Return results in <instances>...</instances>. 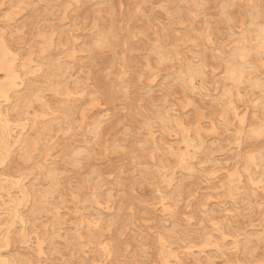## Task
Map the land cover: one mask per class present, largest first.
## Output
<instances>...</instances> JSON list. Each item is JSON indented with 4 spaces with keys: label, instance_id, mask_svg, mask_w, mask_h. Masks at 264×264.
I'll list each match as a JSON object with an SVG mask.
<instances>
[{
    "label": "rangeland",
    "instance_id": "obj_1",
    "mask_svg": "<svg viewBox=\"0 0 264 264\" xmlns=\"http://www.w3.org/2000/svg\"><path fill=\"white\" fill-rule=\"evenodd\" d=\"M263 48L264 0H0V264H264Z\"/></svg>",
    "mask_w": 264,
    "mask_h": 264
},
{
    "label": "bare ground",
    "instance_id": "obj_2",
    "mask_svg": "<svg viewBox=\"0 0 264 264\" xmlns=\"http://www.w3.org/2000/svg\"><path fill=\"white\" fill-rule=\"evenodd\" d=\"M66 1H67V0H66ZM87 1H88V0H87ZM171 1H172V0H171ZM196 1H197V0H196ZM77 2H78V1H77ZM100 2H102V1H100ZM110 2H111V0H110ZM112 3H113V2H112ZM14 4H15V3H14ZM83 4H84V2H83ZM83 4H82V5H83ZM72 5H73V3H72ZM203 6H204V5H203ZM242 7H243V6H242ZM250 7H251V6H250ZM110 8H112V7H110ZM59 9H60V8H59ZM170 9H171V7H170ZM113 10H114V8H113ZM195 10H196V9H195ZM252 10H254V9H252ZM57 11H59V10H57ZM251 12H252V11H251ZM257 12H258V11H257ZM67 13H68V12H67ZM222 13H223V12H222ZM56 14H57V13H56ZM249 14H250V13H249ZM65 15H66V14H65ZM67 15H68V14H67ZM96 15H97V14H96ZM114 15H115V14H114ZM114 15H113V17H114ZM171 15H172V14H171ZM56 16H58V15H56ZM68 16H69V15H68ZM260 16H261V15H260ZM71 17H72V16H71ZM71 17H68V19L71 18ZM73 17H74V16H73ZM170 17H171V16H170ZM172 17H173V16H172ZM179 17H180V16H179ZM258 17H259V16H258ZM261 17H262V16H261ZM261 17H260V18H261ZM65 18H66V17H65ZM260 18H259V19H260ZM111 19H113V18H111ZM259 19H255V21H256V20H259ZM72 20H73V19H72ZM72 20H71V21H72ZM173 20H174V19H173ZM109 21H110V20H109ZM93 23H94V22H93ZM246 23H247V22H246ZM246 23H245V24H246ZM258 23H259V21H258ZM108 24H109V23H108ZM110 24H111V23H110ZM257 25H258V24H257ZM257 25H256V26H257ZM92 26H93V25H92ZM107 26H108V25H107ZM58 27H59V26H58ZM98 27H100V26H98ZM245 27H246V26H245ZM107 28H108V27H107ZM101 29H102V28L100 27V30H101ZM254 29H255V28H254ZM59 30H60V29H59ZM67 30H68V29H67ZM112 30H113V29H112ZM104 31H106V30H104ZM92 32H93V31H92ZM47 33H48V32H47ZM47 33H46V34H47ZM54 33H55V32H54ZM54 33H53V34H54ZM71 33H72V31H71ZM97 34H98V33H97ZM75 35H77V34H75ZM72 36H73V34H72ZM78 36H79V35H78ZM105 36H106V34H105ZM243 36H244V35H243ZM259 36H260V35H259ZM62 37H63V36H62ZM55 38H56V37H55ZM75 38H77V37H75ZM239 38H240V37H239ZM62 39H63V38H62ZM111 40H112V39H111ZM240 41H241V40H240ZM62 42H63V41H62ZM62 42H61V44H63ZM258 42H259V41H258ZM68 43H69V41H68ZM114 43H115V42H114ZM241 43H242V42H241ZM43 44H44V43H43ZM50 44H51V43H50ZM81 44H82V43H81ZM158 44H160V43H158ZM45 45H48V44H45ZM53 45H54V43H53ZM53 45H52V46H53ZM78 45H79V44H78ZM160 45H161V44H160ZM211 45H212V44H211ZM248 45H249V44H248ZM54 46H55V45H54ZM75 46H77V45H75ZM161 46H162V45H161ZM13 47H14V46H13ZM44 47H45V46H44ZM232 47H233V46H232ZM50 48H51V47H50ZM79 48L81 49L80 46H79ZM162 48H165V47H162ZM166 48H167V47H166ZM169 48H170V47H169ZM209 48H210V47H209ZM13 49H14V48H13ZM48 49H49V48H48ZM51 49H52V48H51ZM51 49H50V50H51ZM74 49H77V48H74ZM93 49H94V48H93ZM223 49H224V48H223ZM263 49H264V48H263ZM58 50H59V49H58ZM66 50H67V49H66ZM163 50H164V49H163ZM163 50H162V51H163ZM168 50H169V49H168ZM15 51H16V50H15ZM44 51H45V50H44ZM48 51H49V50H48ZM51 51H52V50H51ZM69 51H70V50H69ZM164 51H165V50H164ZM35 52H37V51H35ZM38 52H39V51H38ZM62 52H63V51H62ZM170 52H171V51H170ZM172 53H173V52H172ZM39 54H40V52H39ZM39 54H38V56H39ZM225 54H226V53H225ZM248 54H249V53H248ZM25 55H26V52H25V54L22 55V57H25ZM45 56H46V55H45ZM179 56H180V53H179ZM261 56H262V55H261ZM43 57H44V56H43ZM161 57H163V56H161ZM167 57H168V56H167ZM227 57H228V56H227ZM262 57H263V56H262ZM221 59H222V58H221ZM231 59H232V58H231ZM17 62H18V61H17ZM64 62H65V61H64ZM245 62H246V61H245ZM39 63H40V62H39ZM62 63H63V62H62ZM45 64H46V62H44V65H45ZM65 64H66V63H65ZM128 64H129V63H128ZM234 64H235V62H234ZM40 65H42V64H40ZM58 65H59V64H58ZM236 65H237V64H236ZM52 66H54V65H52ZM62 66H63V65H62ZM66 66H67V65H66ZM234 66H235V65H233V67H234ZM6 68H7V67H6ZM46 68H47V67H46ZM54 68H56V67H54ZM31 69H32V68H31ZM31 69H30V70H31ZM62 69H63V68H62ZM64 69H65V68H64ZM66 69H68V68L66 67ZM4 70H5V69H4ZM24 70H25V69H24ZM26 70H27V69H26ZM254 70H255V69H254ZM9 72H10V71H9ZM15 72H16V71H15ZM26 72H27V71H26ZM28 73H29V72H28ZM57 73H58V72H57ZM3 74H5V73H3ZM49 74H50V73H49ZM61 74H62V71H61ZM53 76H54V75H53ZM49 77H50V76H49ZM51 77H52V76H51ZM43 78H44V77H43ZM54 78H55V77H54ZM65 78H66V77H65ZM0 79H1V78H0ZM32 79H33V78H32ZM37 79H38V78H37ZM58 79H59V78H58ZM58 79H57V80H58ZM50 80H51V79H50ZM52 80H54V79H52ZM59 80H60V79H59ZM64 80H65V79H64ZM64 80H63V81H64ZM28 81H29V80H28ZM60 81H61V80H60ZM58 82H59V81H58ZM61 82H62V81H61ZM69 82H71V81H69ZM69 82H68V84H69ZM75 82H77V80H75ZM62 83H63V82H62ZM234 83H235V82H234ZM70 84H71V83H70ZM70 84H69V85H70ZM84 84H86V83H84ZM90 84H91V83H90ZM19 85H20V84H19ZM38 85H39V84H38ZM35 87H37V86H35ZM61 88H62V87H61ZM71 88H72V87H71ZM263 88H264V87H263ZM34 89H35V88H34ZM75 89H77V88H75ZM68 90H69V89H68ZM30 91H31V90H30ZM38 91H39V90H38ZM57 91H58V90H57ZM261 91H262V90H261ZM263 91H264V89H263ZM263 91H262V92H263ZM10 92H11V91H10ZM29 94H30V93H29ZM55 96H56V95H55ZM15 97H16V96H15ZM15 97H14V98H15ZM55 98H56V97H55ZM4 99H5V98H4ZM46 100H47V99H46ZM56 100L58 101V97H57ZM48 102H49V101H48ZM68 102H69V101H68ZM30 105H31V104H30ZM40 105H41V104H40ZM3 106H4V105H3ZM10 106H11V105H10ZM23 106H24V105H23ZM23 106H22V107H23ZM30 107H31V106H30ZM46 107H47V106H46ZM20 108H21V107H20ZM2 109H3V108H2ZM59 109H60V108H59ZM23 110H24V109H23ZM3 111H4V110H3ZM27 111H28V110H27ZM36 111H38V110L36 109ZM60 111H61V110H60ZM19 113H20V112H18V114H19ZM29 113H31V112H29ZM60 113H61V112H60ZM63 114H64V113H63ZM70 114H71V113H70ZM20 115H21V114H20ZM27 115H28V113H27ZM47 115H48V114H47ZM9 116H10V115H9ZM17 116H19V115H17ZM24 116H25V115H24ZM21 117H22V116H21ZM26 117H27V116H26ZM55 117H56V116H55ZM3 118H4V117H3ZM3 118H2V119H3ZM57 118H58V117H57ZM19 119H21V118H19ZM54 119H55V118H54ZM16 120H17V119H16ZM22 120H23V119H22ZM68 120H69V119H68ZM18 121H19V120H18ZM51 121H52V120H51ZM21 122H22V121H21ZM21 122H20V125L23 123V122H22V123H21ZM225 122H226V121H225ZM5 123H6V124L8 123V120H7V119H5ZM67 123H68V122H67ZM8 124H9V123H8ZM84 124H85V123H84ZM42 125H43V124H42ZM88 125H89V124H88ZM27 126H28V125H27ZM90 126H91V125H90ZM41 127H42V126H41ZM37 128H39V127H37ZM44 128H45V127H44ZM64 128H65V127H64ZM64 128H63V129H64ZM90 128H91V127H90ZM13 129H14V128H13ZM13 129H12V130H13ZM35 129H36V128H35ZM54 129H55V128H54ZM54 129H53V130H54ZM67 129H68V128H67ZM75 129H76V128H75ZM44 130H45V129H44ZM86 130H88V129H86ZM67 131H68V130H67ZM33 132H34V131H33ZM35 132H36V131H35ZM37 132H38V131H37ZM12 133H13V132H12ZM38 133H39V132H38ZM41 133H42V132H41ZM81 133H82V132H81ZM39 134H40V133H39ZM18 136H19V135H18ZM39 136H40V135H39ZM50 137H51V136H50ZM52 137H53V136H52ZM24 138H25V137H24ZM24 138H23V139H24ZM47 138H48V137H47ZM47 138H45V139H47ZM57 138H58V137H57ZM67 138H68V137H67ZM10 139H11V138H10ZM34 139H35V138H34ZM36 139H37V138H36ZM45 139H44V140H45ZM7 140L9 141V139H7ZM25 141H26V140L23 141V144H24ZM53 141H54V140H53ZM38 142H39V140H38ZM54 142H55V141H54ZM71 142H73V141H71ZM71 142H70V144H71ZM79 142H80V141H79ZM14 143H16V140L14 141ZM27 143H28V142H26V144H27ZM67 143H68V142H67ZM81 143H82V142H81ZM85 143H86V142H85ZM39 144H40V143H39ZM65 144H66V143H65ZM70 144H69V145H70ZM41 145H42V144H41ZM58 145H59V144H58ZM17 146H18V145H17ZM24 146H25V145H24ZM27 146H28V145H27ZM20 147H21V146H20ZM54 147H55V146H54ZM65 147H66V146H65ZM70 147H72V146H70ZM24 148H25V147H24ZM39 148H40V147H39ZM9 150H10V149H9ZM22 150H23V148H21V151H22ZM35 150H36V149H35ZM35 150H34V151H35ZM37 150H38V148H37ZM72 150H73V149H72ZM35 152H36V151H35ZM37 152H38V151H37ZM37 152H36V153H37ZM40 152H41V151H40ZM21 153H22V152H21ZM30 153H31V151H30ZM32 153H33V152H32ZM38 153H39V152H38ZM53 153H54V152H53ZM33 154H34V153H33ZM31 155H32V154H31ZM68 155H69V154H68ZM27 156H28V154H27ZM37 156H38V154H37ZM25 157H26V156H25ZM25 157H24V158H25ZM39 157H40V156H39ZM41 157H42V156H41ZM34 158H35V157H34ZM44 158H45V157H44ZM49 158H50V157H49ZM51 159H52V156H51ZM51 159H50V160H51ZM71 159H72V158H71ZM42 160H43V159H42ZM48 160H49V159H48ZM48 160H47V161H48ZM50 160H49V161H50ZM181 160H182V159H181ZM29 161H30V159H29ZM29 161H27V162L29 163ZM43 161H44V160H43ZM31 162H32V161H31ZM180 162H181V161H180ZM245 162H246V161H245ZM29 164H30V163H29ZM31 164H32V163H31ZM48 164H49V163H48ZM50 164H51V163H50ZM50 164H49V165H50ZM256 164H257V163H256ZM53 165H55V164H53ZM73 165H74V164H73ZM33 167H34V166H33ZM48 168H49V166H48ZM24 170H25V169H24ZM46 170H47V169H46ZM262 170H263V169H262ZM25 171H28V170H25ZM25 171H24V172H25ZM56 171H57V170H56ZM39 172H40V171H38V173H39ZM50 172H51V171H50ZM26 173H27V172H26ZM41 173H42V172H41ZM22 174H23V173H22ZM27 174H28V173H27ZM249 174H250V173H249ZM30 175H31V174H30ZM30 175H29V176H30ZM34 175H35V174H34ZM43 175H44V174H42V176H43ZM25 176H26V174H25ZM38 176H39V175H38ZM164 176H166V175H164ZM20 177H21V176H20ZM38 178H40V177H38ZM41 178H42V177H41ZM41 178H40V179H41ZM101 178H102V177H101ZM22 179H23V178H22ZM45 179H46V177H45ZM94 179L96 180L95 177H94ZM11 180H13V179H11ZM88 180H89V178H88ZM251 180H253V179H251ZM5 181H6V180H5ZM7 181H8V180H7ZM44 181H45V180H44ZM47 181H48V180H47ZM51 181H53V178H52ZM85 181H86V180H85ZM168 181H169V180H168ZM9 182H11V181L9 180ZM49 182H50V181H49ZM49 182H48V185H49ZM59 182H61V181H59ZM87 182H88V181H87ZM27 183L30 184V181L27 182ZM25 184H26V183H25ZM25 184H24V185H25ZM32 184H34V182H33ZM57 184H59V183H57ZM91 184H92V183H91ZM19 185H21V183H19ZM40 185H41V184H40ZM52 185H53V184H52ZM86 185H87V184H86ZM92 185H93V184H92ZM31 186H32V185H31ZM58 186H59V185H58ZM82 186H84V185H82ZM93 186H94V185H93ZM262 186H263V185H262ZM262 186H261V187H262ZM19 187H20V186H19ZM33 187H35V186H33ZM40 187H41V186H40ZM43 187H44V185H43ZM263 187H264V186H263ZM26 188H27V187H26ZM53 188H54V187H53ZM53 188H52V189H53ZM6 190L8 191V189H6ZM29 190H30V189H29ZM36 190H37V189H36ZM36 190H35V191H36ZM89 190H90V189H89ZM9 191H10V190H9ZM42 191H43V189H42ZM59 191H60V190H59ZM98 191H100L99 188H98ZM2 192H3V191H2ZM16 192H17V191H16ZM36 192H37V191H36ZM49 192H50V191H49ZM100 192H101V191H100ZM3 193H5V192H3ZM3 193H2V194H3ZM10 193H11V192H10ZM30 193H31V192H30ZM50 193H51V192H50ZM57 193H58V192H57ZM93 193H94V192H93ZM228 193H229V192H228ZM42 194H43V193H42ZM60 194H63V193L60 192ZM102 194H103V193L101 192V195H102ZM29 195H30V194H29ZM39 195H40V193H39ZM35 196H36V195H35ZM61 196H63V195H61ZM76 196H77V195H76ZM40 197H41V196H40ZM94 197H95V196H94ZM99 197H100V196H98V198H99ZM0 198H1V197H0ZM42 198H43V197H42ZM48 198H50V197H48ZM96 198H97V197H96ZM96 198H94V199H96ZM3 199H4V198H3ZM43 199H44V198H43ZM4 200H5V199H4ZM99 200H100V199H99ZM50 201H52V200H50ZM100 201H101V200H100ZM5 202H6V201H5ZM36 202H37V200H36ZM97 202H99V201H97ZM39 203H40V202H39ZM41 203H42V202H41ZM41 203H40V204H41ZM48 203H50V202H48ZM52 203H53V202H52ZM52 203L50 204V206H52ZM161 203H162V202H161ZM161 203H160V204H161ZM163 203H164V202H163ZM18 204H19V203H18ZM40 204H39V205H40ZM92 204H93V203H92ZM41 205H42V204H41ZM48 205H49V204H48ZM18 206H19V205H18ZM92 206H93V205H92ZM21 207H22V206H21ZM37 207H38V205H37ZM98 207H99V206H98ZM102 208H103V207H102ZM27 209H28V207H27ZM33 209H34V208H33ZM38 209H39V208H38ZM45 209H46V207H45ZM97 209H98V208H97ZM32 211H33V210H32ZM100 211H101V210H100ZM34 212H35V211H34ZM101 212H102V211H101ZM41 213H42V212H41ZM49 213H50V212H49ZM51 213H52V212H51ZM55 213H56V212H55ZM98 213H99V211H98ZM29 214H30V213H29ZM56 214H57V213H56ZM60 215H61V213L59 214V216H60ZM95 215H96V213H95ZM40 216H41V215H40ZM97 216H98V215H97ZM33 217H34V216H33ZM55 217H57V216H55ZM23 218H24V217H23ZM38 218H39V217H38ZM9 219H10V218H9ZM57 219H58V218H57ZM32 220H33V218H32ZM21 221H22V220H21ZM29 221H30V220H29ZM55 222H57V221H55ZM20 223H21V222H20ZM24 223H26V222H24ZM60 223H62V222H60ZM95 224H96V222H95ZM21 225H22V224H21ZM93 225H94V224H93ZM58 226L60 227V225H58ZM95 226H96V225H95ZM27 227H28V226H27ZM23 229H24V227H23ZM23 229H22V230H23ZM60 229H61V227H60ZM19 230H20V229H19ZM19 230H18V231H19ZM28 230H29V229H28ZM91 231H93V230H91ZM12 232H13V231H12ZM17 233H18V232H17ZM9 234H10V233H9ZM12 234H14V233H12ZM28 235H29V234H28ZM223 235H225V233H224ZM50 236H51V235H50ZM74 237H78V236H74ZM79 237H80V236H79ZM79 237H78V238H79ZM90 237H91V236H90ZM93 237H94V236H93ZM95 237H96V235H95ZM225 237H226V235H225ZM97 238H98V236H97ZM75 239H77V238H75ZM94 239H95V238H94ZM206 239H208V238H206ZM233 239H234V238H233ZM244 239H245V238H244ZM87 240H88V239H87ZM89 240H90V239H89ZM92 240H93V238H92ZM95 240H97V239H95ZM77 241H78V240H77ZM98 241H99V239H98ZM246 241H248V240H246ZM10 242H11V241H10ZM19 242H20V240H19ZM74 242H75V241H74ZM80 242H81V241H80ZM85 242H86V245H87V241H85ZM85 242H84V243H85ZM90 242H93V241L90 240ZM205 242H206V241H205ZM242 242H243V241H242ZM248 242H249V241H248ZM253 242H255V241H253ZM67 243H68V242H67ZM239 243H240V242H239ZM29 244H30V243H29ZM69 244H70V243H69ZM75 244H79V243H74V245H75ZM93 244H94V243H93ZM254 244H255V243H254ZM66 245H68V244H66ZM66 245H65V246H66ZM74 245H73V246H74ZM202 245H203V244H202ZM240 245H241V244H240ZM249 245H250V244H249ZM38 246H39V245H38ZM69 246H70V245H69ZM75 246H78V245H75ZM75 246H74V247H75ZM88 246H89V245H88ZM168 246H169V245H168ZM237 246H238V244H237ZM50 247H51V246H50ZM84 247H85V246H84ZM86 247H87V246H86ZM109 247H110V246H109ZM109 247H108V248H109ZM203 247H204V246H203ZM251 247H253V245H252ZM53 248H54V246H53ZM53 248H49V249L51 250V249H53ZM66 248H67V247H66ZM69 248H70V247H69ZM92 248L94 249V247H92ZM110 248H111V247H110ZM110 248H109V249H110ZM249 248H250V246H249ZM56 249H57V248H56ZM74 249H75V248H74ZM83 249H84V248H83ZM96 249H97V248H96ZM96 249H95V250H96ZM254 249H255V247H254ZM53 250H54V249H53ZM75 250H77V249H75ZM81 250H82V249H80V251H81ZM90 250H91V247H90ZM112 250H113V249H111V253H112V254L110 253L111 255L114 254V253L112 252ZM249 250H250V249H249ZM42 251H43V250H42ZM55 251H56V250H55ZM83 251H84V250H83ZM236 251H237V250H236ZM236 251H235V252H236ZM90 252H91V251H90ZM92 252H93V251H92ZM98 252H99V251H98ZM100 252H101V251H100ZM238 252H239V251H238ZM215 253H216V252H215ZM239 253H240V252H239ZM246 253H247V252H246ZM102 254H103V253H102ZM191 254H192V253H191ZM191 254H190V255H191ZM194 254H195V253H194ZM247 255H248V254H247ZM249 255H251V254H249ZM204 256H205V255H204ZM1 257H2V256H1ZM177 257H178V256H177ZM205 257H206V256H205ZM2 258H3V257H2ZM203 258H204V257H203ZM38 259H39V258H38ZM36 260H37V259H36ZM4 261H5V260H4ZM4 261H3V262H4ZM69 261H70V260H69ZM252 261H256V260H252ZM32 262H33V261H32ZM37 262H38V261H37ZM74 262H75V261H74ZM168 262H169V261H168ZM8 263H9V262H8ZM15 263H16V262H15ZM250 263H251V262H250ZM252 263H253V262H252ZM10 264H11V263H10Z\"/></svg>",
    "mask_w": 264,
    "mask_h": 264
},
{
    "label": "crops",
    "instance_id": "obj_3",
    "mask_svg": "<svg viewBox=\"0 0 264 264\" xmlns=\"http://www.w3.org/2000/svg\"><path fill=\"white\" fill-rule=\"evenodd\" d=\"M237 48H238L237 46H233V47H232V46H229V47H228V50H230V51H234V50H237ZM245 77H246V76L244 75V78H245ZM252 79H254V78H253V77H252V78H249V80H252ZM261 92H262V91H261Z\"/></svg>",
    "mask_w": 264,
    "mask_h": 264
}]
</instances>
